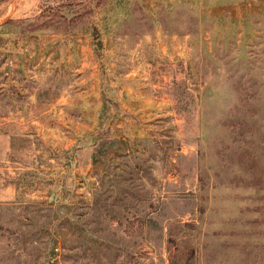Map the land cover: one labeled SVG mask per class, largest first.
I'll return each mask as SVG.
<instances>
[{"label":"rangeland","instance_id":"374dc122","mask_svg":"<svg viewBox=\"0 0 264 264\" xmlns=\"http://www.w3.org/2000/svg\"><path fill=\"white\" fill-rule=\"evenodd\" d=\"M115 1L0 0V264H264V0Z\"/></svg>","mask_w":264,"mask_h":264},{"label":"trees","instance_id":"16d2710c","mask_svg":"<svg viewBox=\"0 0 264 264\" xmlns=\"http://www.w3.org/2000/svg\"><path fill=\"white\" fill-rule=\"evenodd\" d=\"M122 4H123V0H116L115 2H111V5H110V12L116 10V8L123 10V8H124V4H123V5H122ZM103 11H104V13H105V15H106V14H107V10L104 9ZM8 23H9V22H5V24H3V26L8 25ZM1 27H2V26H1ZM26 31H28V28H27V30H25L24 32L26 33ZM30 31H31V30H30ZM98 34H99V33L97 32V35H98ZM96 50H97V53L102 52V47H101V45L97 46V47H96ZM69 163L71 164L70 161H69ZM70 167H71V166H70Z\"/></svg>","mask_w":264,"mask_h":264}]
</instances>
